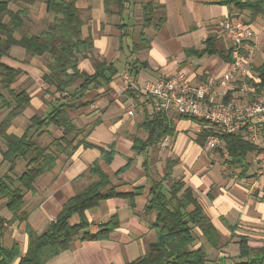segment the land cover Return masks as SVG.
<instances>
[{"label": "crops", "instance_id": "0c3cea01", "mask_svg": "<svg viewBox=\"0 0 264 264\" xmlns=\"http://www.w3.org/2000/svg\"><path fill=\"white\" fill-rule=\"evenodd\" d=\"M106 1L77 0L84 21L82 37L93 43V51L80 58L78 64L81 72L92 76L95 62L105 61L114 66L118 75L110 82L68 99L75 106L69 116L80 130L69 140H73L78 148L70 155H58L54 168L37 180L33 191L26 193L23 210L28 215L27 220L7 225L4 245L18 244L20 258L24 257L29 245L27 228L37 235L45 234L65 203L98 180L91 173L97 164L111 177L112 183L104 194L114 189L116 196L104 198L97 207L87 210L88 229L73 241L68 251L48 264H128L145 255L157 239L150 224L155 216L145 215L153 181L162 182L166 194L172 181H182L193 190L221 236V249L211 248L202 238L198 244H204L209 264L236 259L240 253V236L248 237L252 248L263 247L264 173L259 171L254 156L249 158L251 166L244 173L240 168L230 167L221 142L214 151H207L205 146L197 143L204 131L201 120L174 113L167 115L174 133L145 154H137L133 150L135 140L147 139L148 133L142 125L147 117L158 111V105L152 96L134 89L123 93L121 88L125 85L142 87L183 72L194 85L209 84V96L214 103H255L264 92L257 93L253 86L260 82L258 70L264 65V18L252 20L249 12H237L223 5L221 0H129L122 15L114 13L117 10L114 5L110 6L112 13H107ZM150 2L155 5V12L146 26L144 6ZM34 6H38L36 10L41 8L40 13L47 19L48 26L53 25L54 16L47 12L46 5L39 2ZM231 18L242 20L253 31L254 37L244 50L246 56L253 52V64L247 77V90L237 83L234 90L228 92L217 80L233 71V57H228L233 42L220 26L221 21ZM46 29L32 33L37 35ZM208 40L214 42L219 54L189 53L204 50ZM50 61L47 56L29 57L20 47L12 48L9 56L3 58L5 64L22 71L11 89L26 91L31 98V105L12 123L9 134L21 137L31 118L48 115L54 102L61 98L54 87L43 81ZM135 65L138 68L135 69ZM124 75H129L130 82L123 79ZM131 103L135 104L133 115L128 114ZM30 110L32 113L26 114ZM4 111H0V121ZM246 131L247 127H244L239 134L246 138ZM62 136V129L54 125L32 134L39 147L53 152H56L54 144ZM83 141L91 147H85ZM130 159V168L117 174ZM171 161L175 165L170 182L165 178ZM26 169L27 161L19 160L14 173L19 170L22 175ZM137 188L142 189V194L135 197L132 206L128 197ZM0 213V217L12 219L6 202L1 199ZM114 218L118 219V226L109 238L85 240L87 235L98 234ZM69 222L77 226L81 217L73 215ZM19 263L20 259L14 264Z\"/></svg>", "mask_w": 264, "mask_h": 264}, {"label": "trees", "instance_id": "16d2710c", "mask_svg": "<svg viewBox=\"0 0 264 264\" xmlns=\"http://www.w3.org/2000/svg\"><path fill=\"white\" fill-rule=\"evenodd\" d=\"M128 1L107 0V13H112L110 6L114 5L117 7L114 13L122 15ZM39 2L44 3L47 12L54 16V23L35 35L28 29L26 19L29 17L28 7ZM76 3L77 0H0V109L8 112L0 121V143L4 144L0 154L2 160L9 164V173L12 174L0 175V199L6 202L7 209L12 214L11 220L0 217V264H14L18 259L19 264H48L52 259L68 251L73 241L88 229L89 222L85 212L97 207L102 199L116 196L114 189L107 195L104 194V190L112 183L111 177L96 164L92 167L91 173L98 177V180L65 203L57 220L50 224L45 234L37 235L27 228L29 245L24 257L20 258L18 244L12 247L4 245L7 225L27 220L28 215L23 210L26 193L33 191L37 180L54 168L58 155H70L78 148L74 146L73 140H69L70 136L80 130L69 116V111L75 106L68 99L72 100L91 87L110 82L118 75L114 66L105 61L95 62V73L92 76L79 70V59L93 51V43L91 39L82 37L84 21ZM221 3L237 12H249L252 20L264 18V0H221ZM11 6H15L17 10H12ZM154 12L155 5L152 2L144 6L146 26L151 23ZM14 47L24 49L29 57L51 58L43 81L54 87L61 96L54 102L53 109L48 115H36L31 118L21 137L9 134L8 129L31 105V98L26 91L16 92L11 89L22 75V71L5 64L3 58L9 56ZM189 53L202 56L219 54L212 40L205 43L204 50L200 52L192 50ZM228 57H232V50ZM136 67L138 68L137 65L135 69ZM258 72L260 82L253 86L256 92L260 93L264 90V65ZM77 85L76 90L72 91ZM200 123L204 131L197 138L199 145L205 146L210 137L218 136L225 147L229 166L240 168L243 173L249 170L251 166L249 158L258 153V149L249 140L242 134L221 133L218 126L208 122L201 120ZM49 125L62 129L61 140L54 144L56 152L48 148L43 149L33 141L32 134L42 132ZM142 128L147 131L148 137L146 140H135L133 150L137 154H145L150 148L157 147L165 137L174 133L168 116L159 108L151 117H147ZM82 144L91 147L84 141ZM19 160L27 161V169L21 176L14 177L13 173ZM131 164L130 159L127 166L117 174L128 170ZM174 165V161L168 164L165 180L172 181L170 173ZM152 183L151 198L145 207V215L155 216L150 224L157 233V239L150 244L145 255L128 264H209L204 244H198L202 238L211 248L221 249L223 247L221 236L197 201L193 190L182 181H172L166 194L162 182ZM141 192L142 189L137 188L128 197L132 206L133 200L141 195ZM76 214L81 217V222L77 226H72L69 221ZM117 226L118 219L114 218L98 234L94 236L85 234L84 236H87L84 238L95 241L107 239ZM239 247V256L223 264H264V246L252 248L249 245V238L240 236Z\"/></svg>", "mask_w": 264, "mask_h": 264}, {"label": "built area", "instance_id": "2783aa9c", "mask_svg": "<svg viewBox=\"0 0 264 264\" xmlns=\"http://www.w3.org/2000/svg\"><path fill=\"white\" fill-rule=\"evenodd\" d=\"M233 42L232 57L233 71L217 80V83L230 92L234 85L241 83L243 90H247V77L251 73L253 52L244 54L246 45L253 39L252 29L238 18L226 19L220 22ZM130 82L129 75L123 76ZM136 90L144 95L152 96L159 110L169 115L171 113L183 117L199 119L211 125L218 126L221 133L230 135L239 134L247 127L246 138L258 149L254 154L259 171L264 173V92H261L257 101L252 104L239 102L214 103L210 99L211 86L209 84L194 85L183 72L174 77L161 78L142 87L125 85L121 88L124 93ZM135 104L131 103L129 115H133ZM218 136L210 137L205 145V150L214 151L219 148Z\"/></svg>", "mask_w": 264, "mask_h": 264}, {"label": "rangeland", "instance_id": "374dc122", "mask_svg": "<svg viewBox=\"0 0 264 264\" xmlns=\"http://www.w3.org/2000/svg\"><path fill=\"white\" fill-rule=\"evenodd\" d=\"M36 5V4H35ZM35 7V8H34ZM38 6H31L28 7L29 9V17L26 19V23H27V26H28V29L33 32H38L40 31L41 29H46L48 26V23H47V19L45 17H43L42 13L41 12V8L36 10ZM11 9L12 10H17V8L15 6H11ZM31 9H32V13H31ZM33 10H35L33 12ZM53 17V16H51ZM0 106H1V102H0ZM32 110V109H31ZM28 111L26 114H31L32 112ZM1 111V109H0ZM4 116L2 117V120L5 118V116L7 115L8 112H3ZM42 115V114H40ZM0 117H1V114H0ZM4 149V144L3 143H0V151H2ZM53 152V151H52ZM23 164V162H20ZM9 169H10V166L9 164L5 163L3 160H2V155L0 154V175H6V174H9V175H12L11 173H9ZM23 171V170H22ZM14 176H21V173H19V170H16ZM26 196V195H25ZM2 214V213H0ZM2 216V215H1Z\"/></svg>", "mask_w": 264, "mask_h": 264}]
</instances>
